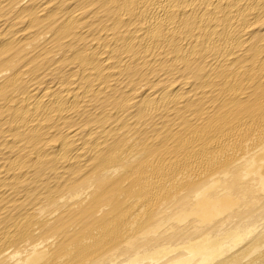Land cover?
I'll return each instance as SVG.
<instances>
[{
    "label": "bare ground",
    "instance_id": "1",
    "mask_svg": "<svg viewBox=\"0 0 264 264\" xmlns=\"http://www.w3.org/2000/svg\"><path fill=\"white\" fill-rule=\"evenodd\" d=\"M0 264H264V0H0Z\"/></svg>",
    "mask_w": 264,
    "mask_h": 264
}]
</instances>
